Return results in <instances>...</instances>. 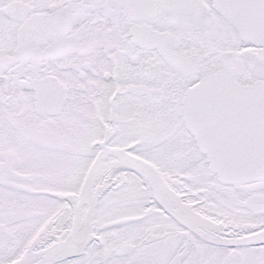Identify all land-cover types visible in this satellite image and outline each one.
I'll use <instances>...</instances> for the list:
<instances>
[{"label": "snow or ice", "instance_id": "6c2138e0", "mask_svg": "<svg viewBox=\"0 0 264 264\" xmlns=\"http://www.w3.org/2000/svg\"><path fill=\"white\" fill-rule=\"evenodd\" d=\"M0 264H264V0H0Z\"/></svg>", "mask_w": 264, "mask_h": 264}]
</instances>
